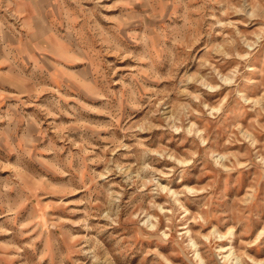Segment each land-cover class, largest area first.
<instances>
[{"label": "rangeland", "instance_id": "obj_1", "mask_svg": "<svg viewBox=\"0 0 264 264\" xmlns=\"http://www.w3.org/2000/svg\"><path fill=\"white\" fill-rule=\"evenodd\" d=\"M237 257L264 264V0H0V264Z\"/></svg>", "mask_w": 264, "mask_h": 264}, {"label": "bare ground", "instance_id": "obj_2", "mask_svg": "<svg viewBox=\"0 0 264 264\" xmlns=\"http://www.w3.org/2000/svg\"><path fill=\"white\" fill-rule=\"evenodd\" d=\"M221 249L225 250L226 248L224 249V247H223V248H221ZM233 254H234V251H233V249H232V251H231L230 253H228L227 255H225V256H226V259H227L228 257H230L231 255H233ZM235 258H236V256H235ZM237 259H238V260L236 261L235 264H239V262H238V261H239V258L237 257ZM201 260H202V264H204L203 258H201Z\"/></svg>", "mask_w": 264, "mask_h": 264}]
</instances>
